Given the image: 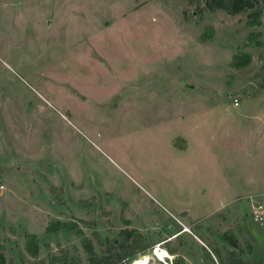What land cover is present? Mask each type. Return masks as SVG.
Masks as SVG:
<instances>
[{
    "label": "rangeland",
    "instance_id": "rangeland-1",
    "mask_svg": "<svg viewBox=\"0 0 264 264\" xmlns=\"http://www.w3.org/2000/svg\"><path fill=\"white\" fill-rule=\"evenodd\" d=\"M188 1L0 0L6 264H88L82 240L100 255L122 230L151 263L219 264L227 230L236 257H264V11Z\"/></svg>",
    "mask_w": 264,
    "mask_h": 264
},
{
    "label": "trees",
    "instance_id": "trees-1",
    "mask_svg": "<svg viewBox=\"0 0 264 264\" xmlns=\"http://www.w3.org/2000/svg\"><path fill=\"white\" fill-rule=\"evenodd\" d=\"M203 2V8L208 10L224 9L228 15H235L242 11L250 10L248 14L252 20H257L260 14L264 11V0H189V4L201 5ZM249 24H252L250 22ZM251 57L246 53H236L232 56L230 66L232 68H242L250 64ZM51 190H54L53 188ZM61 190V189H60ZM88 204V202H86ZM61 227L69 230H74L75 225L67 222L50 221L45 231L47 233L58 231ZM26 252L33 258L38 257L39 242L35 234H25ZM225 241L229 246L233 248L232 251L226 253L225 258H222L220 251L217 248L212 250V253L218 258L219 264H264V257L260 260H255L253 263L245 261L235 256V249L239 248L237 238L230 232L224 231L219 237ZM105 248L99 255L94 248L92 241L89 238L82 240V247L88 255V264H131L134 259L144 255L149 245L144 242L142 236L134 231L122 230L119 233L118 241L106 240ZM0 264H6V258L1 251L0 245ZM38 264H45L40 261ZM48 264H56L54 260H51ZM57 264H80L79 260L75 257L69 256L68 253H64L61 257H57ZM175 264H179L176 262Z\"/></svg>",
    "mask_w": 264,
    "mask_h": 264
},
{
    "label": "bare ground",
    "instance_id": "bare-ground-1",
    "mask_svg": "<svg viewBox=\"0 0 264 264\" xmlns=\"http://www.w3.org/2000/svg\"><path fill=\"white\" fill-rule=\"evenodd\" d=\"M187 230V229H186ZM153 253L158 254L161 259H164L165 257H172L170 253H168L165 249L161 250L160 248H156ZM131 264H157V263H151L148 255H141L140 257H137V259H134Z\"/></svg>",
    "mask_w": 264,
    "mask_h": 264
},
{
    "label": "built area",
    "instance_id": "built-area-1",
    "mask_svg": "<svg viewBox=\"0 0 264 264\" xmlns=\"http://www.w3.org/2000/svg\"><path fill=\"white\" fill-rule=\"evenodd\" d=\"M233 105L234 106H238L239 105V100L237 98H234L233 99ZM253 214H254V220L255 221H260V224H263V221H264V217L260 214V211L256 210V211H253ZM156 249L154 248V251ZM156 254V253H155ZM164 264H169V263H166L164 262Z\"/></svg>",
    "mask_w": 264,
    "mask_h": 264
},
{
    "label": "crops",
    "instance_id": "crops-1",
    "mask_svg": "<svg viewBox=\"0 0 264 264\" xmlns=\"http://www.w3.org/2000/svg\"><path fill=\"white\" fill-rule=\"evenodd\" d=\"M186 231H188V229L186 230V229H184V231L183 232H181V233H179L177 236H180L181 234H184ZM177 236H175V238L177 237ZM174 237V236H173Z\"/></svg>",
    "mask_w": 264,
    "mask_h": 264
}]
</instances>
